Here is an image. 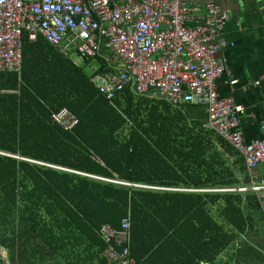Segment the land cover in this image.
I'll use <instances>...</instances> for the list:
<instances>
[{
    "label": "trees",
    "instance_id": "1",
    "mask_svg": "<svg viewBox=\"0 0 264 264\" xmlns=\"http://www.w3.org/2000/svg\"><path fill=\"white\" fill-rule=\"evenodd\" d=\"M0 79V90L18 89L17 97L0 95V102L16 101L21 111L24 99L31 101L30 114L23 120L14 116L11 124L4 119L11 113L0 103V150L79 173L0 155V235L11 249L22 241L63 264H110L98 232L103 224L119 230L127 218L129 252L138 263L213 264L234 239L232 228L244 231L242 206L258 212L250 193L136 187L212 189L245 182L235 173L243 163L238 154L204 132L203 123L182 106L124 91L114 107L97 95L81 69L41 37L30 42L24 33L19 81L13 74ZM61 107L78 118L71 133L49 119ZM222 224L231 227V237Z\"/></svg>",
    "mask_w": 264,
    "mask_h": 264
},
{
    "label": "built area",
    "instance_id": "2",
    "mask_svg": "<svg viewBox=\"0 0 264 264\" xmlns=\"http://www.w3.org/2000/svg\"><path fill=\"white\" fill-rule=\"evenodd\" d=\"M225 22L216 0H0V72L19 71L24 33L30 42L39 36L50 46L65 45L63 54L73 51L84 62H100L104 71L91 82L109 102L129 89L173 107H203L202 128L216 133L243 160L247 185L230 191L253 193L264 223V183L255 175L264 163V128L260 140L245 144L238 130L241 108L215 89V80L227 74L216 61L230 46L222 38ZM49 118L65 133L79 123L64 108ZM98 235L110 264H140L130 256L127 218L119 230L103 224ZM0 264L10 262L0 259Z\"/></svg>",
    "mask_w": 264,
    "mask_h": 264
},
{
    "label": "crops",
    "instance_id": "3",
    "mask_svg": "<svg viewBox=\"0 0 264 264\" xmlns=\"http://www.w3.org/2000/svg\"><path fill=\"white\" fill-rule=\"evenodd\" d=\"M216 1L222 12L226 14V22L223 25L222 38L230 46H227L224 50H221L216 55V61L226 69L227 74L221 75L215 80V89L219 97H230L233 103L241 108V113L238 117V130L241 134L242 141L245 144H248L253 141L260 140L262 136L260 128H264V0ZM198 5H200V2L198 3ZM48 46L52 48L58 56H60L62 59L68 60L70 63H72V56L79 58L73 51H68L65 54L61 53V50L63 48H66L65 45H62L58 48L50 46L49 44ZM90 62H96L98 64V68L92 71L91 76H86L92 87L96 90L94 84L91 82V79L95 74L102 73L104 71V66H102L100 62L95 60L89 62L83 61V63L86 64ZM0 74H13L16 76V80L19 81L18 78L20 74V68L17 73L0 72ZM230 81H234V83L231 84ZM3 83L4 82H2V80L0 79V84ZM125 91H129L130 93H132L129 89ZM123 92L117 94L111 102L108 101L110 105L115 107V99L120 97V94H122ZM0 95H12L17 97L18 89H1ZM97 95L102 97L98 93V91ZM8 101L9 100L5 98L2 99V102L0 103L5 108V114L9 112L11 113L10 117H7L9 116L7 115L4 118L6 121H9L10 124L14 120V116L16 120H23L30 114V109H28L27 107L30 106L31 101H29L28 99H24L23 103L26 105L23 104V107L26 109L23 108L21 111L20 108H18V103H16V101L11 104L5 103ZM187 105H183L182 108L184 110L186 109L185 111L189 112L191 117L198 121V124L201 125V123H203L206 117L205 109L203 107L195 105H189V107H187ZM170 106L173 107L172 105ZM61 108L67 109L65 107ZM200 128L204 132L211 133L214 136L220 138L216 133L207 129H203L201 126ZM220 139L224 141L222 138ZM224 142L231 148V146L226 141ZM231 150L233 149L231 148ZM0 152L4 153L0 154L1 156L9 157L16 161H22L42 168H49L79 174L77 172L65 170L45 162L28 159L31 160L33 162L32 163L24 160L27 158H21L11 153L2 152L1 150ZM234 152L238 154L236 151ZM238 156V158L242 159L239 154ZM241 161L243 162V160ZM40 163L46 164V166L40 165ZM238 166V172L240 174H238L237 171L235 173L238 177H243V179H245V182L240 181L241 183H238L233 186L212 189H193L180 187L154 189L161 191H172L176 193H236L240 196H243L246 193L252 194L255 198L258 212L255 210H251L248 207L242 206V217L248 219L244 231L240 232L232 228L234 239H232V242L229 247L217 256L213 264H264V223L259 212L256 196L251 192L230 191V189H235L247 185V177L245 173L244 164L239 162ZM242 166L243 171L240 172ZM56 167L59 169H57ZM255 175L259 181L264 183V163H260L257 165V167L255 168ZM86 176L96 178L95 176ZM97 179L102 180L101 178ZM222 226L224 228V231L227 232V236L231 237V227H227L226 224H222ZM11 234L12 233L7 232L8 237L11 236ZM225 240H227V238ZM21 244L22 241L16 242L12 245L11 249L7 242V238H5L1 234L0 259L9 260L10 264H18L16 260L19 259H21V262L23 264L26 263V259H31L32 264H63L62 261H56V258L52 257L50 254H44V251L40 253H34L32 251V246H28L27 243L25 246H21ZM18 254H20L21 256H18ZM201 264L210 263L205 262Z\"/></svg>",
    "mask_w": 264,
    "mask_h": 264
},
{
    "label": "rangeland",
    "instance_id": "4",
    "mask_svg": "<svg viewBox=\"0 0 264 264\" xmlns=\"http://www.w3.org/2000/svg\"><path fill=\"white\" fill-rule=\"evenodd\" d=\"M71 62L76 67L80 68L83 71L84 76H87V77H90L91 74H92V71L96 70L98 68V64L96 62H90V63L86 64V63H83L82 60H80L79 58H77L75 56L71 57ZM117 182H119V181H117ZM110 183H114V182H110ZM114 184H119V183H114ZM136 187H144V188H152V189H154V187H146V186H136Z\"/></svg>",
    "mask_w": 264,
    "mask_h": 264
}]
</instances>
